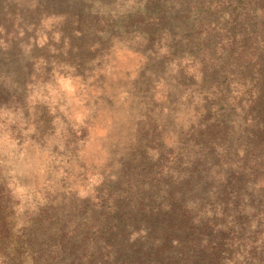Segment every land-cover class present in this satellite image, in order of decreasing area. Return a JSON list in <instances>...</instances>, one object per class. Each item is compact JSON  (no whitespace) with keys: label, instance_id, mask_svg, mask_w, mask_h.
<instances>
[{"label":"rangeland","instance_id":"obj_1","mask_svg":"<svg viewBox=\"0 0 264 264\" xmlns=\"http://www.w3.org/2000/svg\"><path fill=\"white\" fill-rule=\"evenodd\" d=\"M137 2L0 0V264H47L42 220L97 223L124 197L130 156L167 162L199 121L203 49ZM256 237L238 236L233 264H264Z\"/></svg>","mask_w":264,"mask_h":264},{"label":"trees","instance_id":"obj_2","mask_svg":"<svg viewBox=\"0 0 264 264\" xmlns=\"http://www.w3.org/2000/svg\"><path fill=\"white\" fill-rule=\"evenodd\" d=\"M137 3L141 14L153 13L152 28L179 27L191 34V46L203 49L199 121L167 162L149 167L132 154L124 197L97 223L84 219L70 229L55 226L53 218L42 220V231L52 236L40 243L41 260L233 264L230 248L238 236L257 234L252 243L264 246V0ZM220 31L239 45L238 52L225 57L223 47L212 44L211 32ZM227 61L239 75L233 80L223 68Z\"/></svg>","mask_w":264,"mask_h":264}]
</instances>
